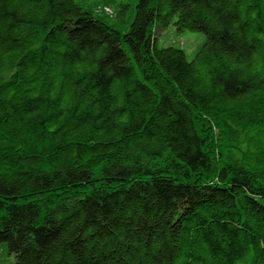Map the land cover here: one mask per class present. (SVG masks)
<instances>
[{
  "label": "trees",
  "instance_id": "16d2710c",
  "mask_svg": "<svg viewBox=\"0 0 264 264\" xmlns=\"http://www.w3.org/2000/svg\"><path fill=\"white\" fill-rule=\"evenodd\" d=\"M0 264H264V0H0Z\"/></svg>",
  "mask_w": 264,
  "mask_h": 264
},
{
  "label": "rangeland",
  "instance_id": "374dc122",
  "mask_svg": "<svg viewBox=\"0 0 264 264\" xmlns=\"http://www.w3.org/2000/svg\"><path fill=\"white\" fill-rule=\"evenodd\" d=\"M164 36H173L171 33L160 32L159 37L162 38ZM177 39H181L184 46H186V51L188 52L189 57L193 56L196 49L203 43L204 35L197 32H184L181 33Z\"/></svg>",
  "mask_w": 264,
  "mask_h": 264
}]
</instances>
